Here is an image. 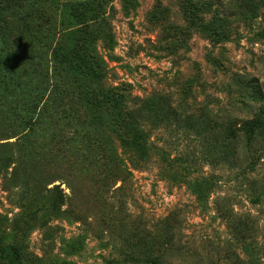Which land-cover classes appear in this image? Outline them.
Segmentation results:
<instances>
[{"label": "rangeland", "instance_id": "374dc122", "mask_svg": "<svg viewBox=\"0 0 264 264\" xmlns=\"http://www.w3.org/2000/svg\"><path fill=\"white\" fill-rule=\"evenodd\" d=\"M263 116L264 0H0V246L264 264Z\"/></svg>", "mask_w": 264, "mask_h": 264}, {"label": "trees", "instance_id": "16d2710c", "mask_svg": "<svg viewBox=\"0 0 264 264\" xmlns=\"http://www.w3.org/2000/svg\"><path fill=\"white\" fill-rule=\"evenodd\" d=\"M249 83L253 89L256 87L254 84V79H250ZM128 86V84H122L112 87L110 90H107L105 94L111 99L113 103L122 106L127 97L130 96ZM240 126L238 127V130L243 131L247 135L248 141L252 140V136H254L255 133L258 132V134H264V116L245 120ZM129 128L137 140L144 139L143 131L137 129L133 124H130ZM0 259L7 260V264H19L16 247L10 244L0 246ZM150 263L159 264L156 261H151Z\"/></svg>", "mask_w": 264, "mask_h": 264}]
</instances>
